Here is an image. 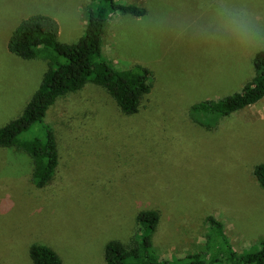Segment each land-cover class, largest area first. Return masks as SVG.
<instances>
[{
  "label": "rangeland",
  "instance_id": "374dc122",
  "mask_svg": "<svg viewBox=\"0 0 264 264\" xmlns=\"http://www.w3.org/2000/svg\"><path fill=\"white\" fill-rule=\"evenodd\" d=\"M100 0H0V127L19 116L38 87L46 60L7 48L15 26L34 14L58 23V40L83 35L87 11ZM142 16L112 12L102 55L117 68L152 71L138 111L125 114L107 91L87 82L59 97L43 119L56 134L59 163L52 184L37 189L24 150L0 147V264H33L43 243L63 264H105L110 240L140 234L136 214L156 209L152 247L161 258L204 250L214 216L237 252L264 239V189L253 166L264 163V96L227 116L191 106L238 92L256 74L264 45L220 43L205 32L222 6L243 10L264 30V0H117ZM42 138L40 123L18 135Z\"/></svg>",
  "mask_w": 264,
  "mask_h": 264
},
{
  "label": "trees",
  "instance_id": "16d2710c",
  "mask_svg": "<svg viewBox=\"0 0 264 264\" xmlns=\"http://www.w3.org/2000/svg\"><path fill=\"white\" fill-rule=\"evenodd\" d=\"M142 16L146 10L131 3L100 0L87 11L83 35L76 42L58 40V23L44 14L22 19L12 30L7 41L10 52L22 59L42 58L47 62L38 87L26 102L21 114L0 127V147H14L27 152L31 158V181L37 189L49 187L59 163L56 134L43 122L48 108L55 101L81 89L87 82L102 86L125 114L138 111L140 101L153 84L152 71L134 64L117 68L102 55V35L110 13ZM255 76L241 90L219 99L204 100L191 106L192 111L218 113L227 116L264 96V49L253 56ZM40 123L43 137L19 140L18 135ZM253 175L264 189V163L253 166ZM159 221L156 209L141 210L136 214L140 234L131 246L110 240L104 246L105 264H264V239L257 247L237 252L229 242L220 220L206 218L208 233L204 250L189 253L181 259L168 260L154 252L151 234ZM33 264H63L56 252L43 243L29 246Z\"/></svg>",
  "mask_w": 264,
  "mask_h": 264
},
{
  "label": "clouds",
  "instance_id": "9594fccd",
  "mask_svg": "<svg viewBox=\"0 0 264 264\" xmlns=\"http://www.w3.org/2000/svg\"><path fill=\"white\" fill-rule=\"evenodd\" d=\"M209 27L212 31L208 32L205 28L204 32L220 43H232L240 47L264 45V30L243 10L222 6Z\"/></svg>",
  "mask_w": 264,
  "mask_h": 264
}]
</instances>
